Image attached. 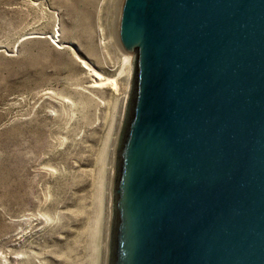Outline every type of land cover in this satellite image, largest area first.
Returning <instances> with one entry per match:
<instances>
[{"label":"water","instance_id":"95a60500","mask_svg":"<svg viewBox=\"0 0 264 264\" xmlns=\"http://www.w3.org/2000/svg\"><path fill=\"white\" fill-rule=\"evenodd\" d=\"M117 37L107 264H264V0H122Z\"/></svg>","mask_w":264,"mask_h":264},{"label":"rangeland","instance_id":"374dc122","mask_svg":"<svg viewBox=\"0 0 264 264\" xmlns=\"http://www.w3.org/2000/svg\"><path fill=\"white\" fill-rule=\"evenodd\" d=\"M121 2L0 0V264L108 263Z\"/></svg>","mask_w":264,"mask_h":264},{"label":"bare ground","instance_id":"6f19581e","mask_svg":"<svg viewBox=\"0 0 264 264\" xmlns=\"http://www.w3.org/2000/svg\"><path fill=\"white\" fill-rule=\"evenodd\" d=\"M99 77V76H98Z\"/></svg>","mask_w":264,"mask_h":264}]
</instances>
